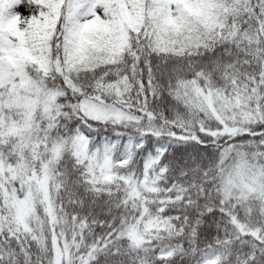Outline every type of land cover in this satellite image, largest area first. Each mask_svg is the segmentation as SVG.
Returning a JSON list of instances; mask_svg holds the SVG:
<instances>
[{
	"label": "snow or ice",
	"instance_id": "6c2138e0",
	"mask_svg": "<svg viewBox=\"0 0 264 264\" xmlns=\"http://www.w3.org/2000/svg\"><path fill=\"white\" fill-rule=\"evenodd\" d=\"M0 264H264V0H0Z\"/></svg>",
	"mask_w": 264,
	"mask_h": 264
}]
</instances>
